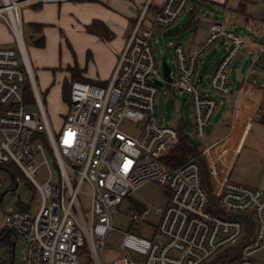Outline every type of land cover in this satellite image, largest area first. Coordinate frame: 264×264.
Wrapping results in <instances>:
<instances>
[{
  "label": "built area",
  "instance_id": "built-area-1",
  "mask_svg": "<svg viewBox=\"0 0 264 264\" xmlns=\"http://www.w3.org/2000/svg\"><path fill=\"white\" fill-rule=\"evenodd\" d=\"M39 1L46 0H0V20L14 40L12 48L0 47V165L15 164L40 196L34 214L15 202L3 216L2 228L22 244V264H212L225 249L242 240L246 217L253 223L250 243L220 264H264L252 257L264 234V192L225 182L211 190L214 202H210L195 158L187 155L182 165H168L166 157L177 146L178 136L175 128L160 124L156 114L158 83L173 87L190 102L191 134L203 137L217 101L199 88L197 63L212 45L224 41L226 50L205 88L228 94L227 69L244 44L242 34L213 22L204 42L189 53L180 45L173 47L175 76L164 81L152 47L153 29L173 24L191 0H162L159 5L144 0L108 83L70 82L68 111L55 136L22 33L21 6ZM210 1L223 4L226 0ZM149 10L151 21L145 19ZM263 74L264 41L257 47L246 77L256 84ZM260 87L264 88V82ZM25 88L30 90L36 110L27 109ZM126 121L136 124L138 130L133 134L124 131ZM38 134L48 141L51 161L40 144L41 160L34 158L30 142ZM36 177H43V182ZM145 182L166 192L164 206L155 208L158 222L145 238L138 225L148 210L144 206L133 210L128 230L113 243L119 255L107 262L103 252L106 238L114 232L113 215ZM83 184L89 192L85 215L78 199ZM84 247L89 261H82Z\"/></svg>",
  "mask_w": 264,
  "mask_h": 264
},
{
  "label": "rangeland",
  "instance_id": "rangeland-1",
  "mask_svg": "<svg viewBox=\"0 0 264 264\" xmlns=\"http://www.w3.org/2000/svg\"><path fill=\"white\" fill-rule=\"evenodd\" d=\"M154 2L158 5L160 4L157 0H154ZM260 3L261 0H228L225 5L207 0L203 2L201 9L191 18V2L173 24L163 28L154 27L151 41L160 73L162 74L160 65L164 46L167 47L166 63L171 70V77H174L176 67L173 47L177 44L183 45L192 40L194 33L196 31H203L202 28H204L209 21L211 23L218 22L224 26L231 27L233 30L242 32L244 35H248L252 32L249 29L250 24L255 23L257 26L264 28V17L260 16V8H258ZM238 4L244 6V12L237 10ZM30 9L32 8L28 4H23L20 11V13L22 12L24 44L47 120L52 133L56 136L62 127L64 115L67 113L69 107L68 101L66 100L68 92L64 89V85L66 83V85H68L70 80L68 72L66 71L67 64L72 66L75 63L84 62L85 52L82 51L80 42L77 41V39L68 40L65 32L58 29L48 30L46 37L45 33L42 31V35L46 38L44 48L35 46L30 37L31 31L28 22L23 14L24 10ZM145 19L148 21L153 19L150 10L147 12ZM247 20L249 21V25H245ZM147 23L151 24L150 22ZM164 33L167 34L165 38L163 37ZM224 48V44H221V46H212L210 50L206 51L200 57L196 69V79H198V76H203L204 78L203 82L198 83L199 88H201L204 94L206 93V95L214 97L218 102H220L219 99L222 95L216 94L205 87L206 81L212 73ZM241 61L242 59L237 57L230 65L232 71L228 73L231 79L236 78V76L240 78L244 76L250 60ZM26 85H28V83ZM24 97L27 102V109L36 110L32 95L30 94V99H28L24 93ZM219 108L220 103L217 109ZM156 114L160 124L175 128L179 121L182 120L186 124L187 130L192 133L193 117L188 97L184 94L180 95L173 87H169L165 84L158 86L156 95ZM255 122H264V110L263 113L257 117ZM257 123L254 124L252 133H255L253 129L256 125H259ZM123 130L133 134L138 130V126L132 122L126 121L123 123ZM192 139L196 144H202L204 142L196 136L192 137ZM39 144L42 146L48 160L51 161L52 154L46 137L40 138L38 136L33 138L30 142L35 160L37 162L41 160L40 152L37 149ZM238 161L239 164L234 169V173L242 169V159ZM43 179V177H36L39 183H42ZM78 199L81 211L85 215L89 210V192L85 184L79 189ZM165 201V190L152 182H145L136 191L129 194L113 215L112 227L114 232L105 240L103 258L107 262H110L113 257L119 255V252L114 250L113 243L118 242V240L120 241L123 233L128 230L132 211L142 206L147 208L148 213L143 219L144 222L138 225V227H140L139 233L141 236L149 238L159 218V215L155 212V208L164 206ZM15 202L17 205H23L26 210L34 214L38 208L40 196L34 184L25 177L23 172L15 164L11 163L8 164L6 168L0 166V231L3 227V216L5 212L8 207ZM21 248V242L16 240L12 256V247H10L9 244L0 242V264H22ZM80 254L82 256V261L90 260V255L86 247L81 250ZM259 254L260 251L254 253L252 257L255 259Z\"/></svg>",
  "mask_w": 264,
  "mask_h": 264
},
{
  "label": "crops",
  "instance_id": "crops-1",
  "mask_svg": "<svg viewBox=\"0 0 264 264\" xmlns=\"http://www.w3.org/2000/svg\"><path fill=\"white\" fill-rule=\"evenodd\" d=\"M157 1L162 2V0ZM205 1L207 0L203 2ZM227 1L223 4L226 5ZM143 2L144 0H46L29 3L28 5L32 9L24 10L23 14L31 31L32 42H34V36L36 38L43 37L44 44L41 47L37 46L39 48H44L45 37L50 29L62 30L68 40L77 39L80 42L82 51L85 52V60L72 66L67 64L66 71L69 75V82L76 79L89 84L105 86L141 11ZM152 2L156 4L154 0ZM191 2L192 13L194 10L193 0ZM203 2L197 11L201 9ZM258 8H260L259 13L262 16L264 0H261ZM237 10L244 12V6L238 4ZM210 23V21L206 23L202 28L203 31H196L189 42L177 45H180L185 53H189L204 42L213 22ZM34 25L38 27V33L34 32ZM245 25H249L248 20ZM224 27L233 30L231 27ZM249 29L252 32L248 35L233 30L243 36L244 44L237 57L242 61L249 59L248 66L255 57L257 47L264 41L263 27L254 23L249 25ZM42 31L45 33V37L42 35ZM166 36L167 34L164 33L163 37ZM221 44H224L225 48L212 72L227 46L222 40L214 44L219 46ZM13 46L12 33L7 25L0 20V47L12 48ZM74 67L77 70L69 72ZM247 69L242 78L236 76L231 79L228 72H231L232 69L229 66L227 69L229 93L222 95L219 99L220 102L210 96L217 101V106L205 135L200 138L204 142L197 145L201 149L206 178L211 190L219 189L225 182H232L264 192V122H255L264 110V88L260 87V83L264 82V74L261 78H257L256 84H252L246 77ZM197 81L203 82V76H198ZM219 103L220 108L217 109ZM255 123L259 125L255 126L253 129L255 133H252ZM187 134L191 139L194 137L189 131ZM239 159H242V169L234 173ZM258 251L260 254L255 259L264 262V235L261 246L254 253Z\"/></svg>",
  "mask_w": 264,
  "mask_h": 264
},
{
  "label": "trees",
  "instance_id": "trees-1",
  "mask_svg": "<svg viewBox=\"0 0 264 264\" xmlns=\"http://www.w3.org/2000/svg\"><path fill=\"white\" fill-rule=\"evenodd\" d=\"M204 0H193V5H194V10L191 13V18H193V16L195 15L196 11L198 10V8H200V4L201 2H203ZM93 25V24H92ZM91 25V26H92ZM34 32L38 33V27L36 25H34ZM36 46H43L44 44V40L42 36H38L37 38L34 37V42H33ZM77 70L75 67L71 68L69 70V72L71 71H75ZM74 79V77H73ZM76 80V79H74ZM73 81V80H71ZM70 81V82H71ZM70 82L68 83V85H64V89L66 92H68V96L66 98V100L69 102V91H70ZM25 95L28 97V99H30V90L28 88H25L24 90ZM66 97V96H65ZM187 126L186 124L180 120L178 123V126L176 127V132H177V136H178V144L177 146L170 152V154L166 157V161L168 163L169 166L171 167H178L180 165H182L185 160H186V156L189 155L192 158H195L197 160V162L199 163L200 166V173H201V184L204 187L206 194L209 197L210 202H214V199L212 197L211 193V188L210 185L207 181V175H206V170H205V164H204V160L202 158L201 155V149L200 146L195 144L194 141L190 138V136L187 134ZM44 137L43 134H38L35 135L34 137ZM1 167L6 168L7 165H0ZM20 208L26 210V208L23 205H18ZM246 220V229H245V235L242 238V240H240L238 243H236L234 246L229 247L227 249H225L221 254H219L215 261L212 262V264H220V263H224L227 260H231L232 258H234V256H236L238 254V252L240 251V249H242L244 246H246L248 243H250L252 234H253V223L252 221H250V217H246L244 218ZM15 240L14 235L9 232V231H1L0 232V242L9 244L10 247H12V241ZM10 264V263H8Z\"/></svg>",
  "mask_w": 264,
  "mask_h": 264
},
{
  "label": "water",
  "instance_id": "water-1",
  "mask_svg": "<svg viewBox=\"0 0 264 264\" xmlns=\"http://www.w3.org/2000/svg\"><path fill=\"white\" fill-rule=\"evenodd\" d=\"M166 53H167V47L164 46L162 56H161V65L160 66H161V71H162L164 81L169 82L171 80V76H170V68L166 63ZM158 85H161V84L158 83ZM14 244H15V241H12V253H11L12 256H13ZM10 264H12V263H10Z\"/></svg>",
  "mask_w": 264,
  "mask_h": 264
},
{
  "label": "bare ground",
  "instance_id": "bare-ground-1",
  "mask_svg": "<svg viewBox=\"0 0 264 264\" xmlns=\"http://www.w3.org/2000/svg\"><path fill=\"white\" fill-rule=\"evenodd\" d=\"M7 9H9V6H6Z\"/></svg>",
  "mask_w": 264,
  "mask_h": 264
},
{
  "label": "flooded vegetation",
  "instance_id": "flooded-vegetation-1",
  "mask_svg": "<svg viewBox=\"0 0 264 264\" xmlns=\"http://www.w3.org/2000/svg\"><path fill=\"white\" fill-rule=\"evenodd\" d=\"M3 230H4V229L2 228V230H1V231H3ZM1 231H0V232H1ZM5 231H6V230H5Z\"/></svg>",
  "mask_w": 264,
  "mask_h": 264
}]
</instances>
